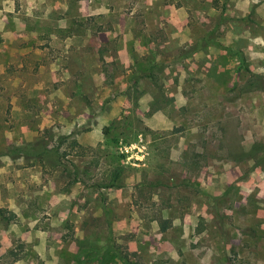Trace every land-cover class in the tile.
Segmentation results:
<instances>
[{
    "label": "rangeland",
    "instance_id": "1",
    "mask_svg": "<svg viewBox=\"0 0 264 264\" xmlns=\"http://www.w3.org/2000/svg\"><path fill=\"white\" fill-rule=\"evenodd\" d=\"M82 1L0 0V230L58 233L59 264H264V0H130L128 57Z\"/></svg>",
    "mask_w": 264,
    "mask_h": 264
},
{
    "label": "crops",
    "instance_id": "2",
    "mask_svg": "<svg viewBox=\"0 0 264 264\" xmlns=\"http://www.w3.org/2000/svg\"><path fill=\"white\" fill-rule=\"evenodd\" d=\"M111 6H106L102 3H99L97 0H83L82 3L77 5L73 11L75 10V14L82 15L84 18H87L88 16H94L99 14H105L107 16H110L112 19L107 20H113L118 19L119 23H111L107 27H102L101 30H98L96 34L90 35L89 31L86 30L85 38L90 41H94L99 46L105 45L108 48V55L111 57L113 55V52L119 54L120 57H128L127 54H129L130 50L128 49L129 46L132 45L133 41L136 44H140V41L142 39V35L146 34V27L142 29H137L135 32V28L131 26L128 22L131 18V15L137 11V5L130 3V0H115ZM146 3V0H144ZM148 2L150 0H147ZM180 6L176 4L175 7H171L170 11L171 19L176 20V15L178 12V8ZM24 26V25H23ZM54 26V25H53ZM26 29L28 30V27L26 26ZM53 34L52 29L49 31V35L46 37V41H49L50 38L56 37L57 33L62 34L64 37V40H62V46L65 47L66 51L65 54H69L71 56H74L73 50L82 46L83 43L81 39L77 36V29L75 27H71L68 25V23H65V21H59L55 28H53ZM93 31V30H91ZM29 32V31H28ZM144 32V33H142ZM92 37H95L93 39ZM49 44L51 45V42L49 41ZM117 45H121V49H114L112 51V48H114ZM54 202V201H52ZM52 234V235H51ZM58 233H52L50 231H41V230H25L24 232H18L13 231L12 229H1L0 230V260L3 261L4 258H6V254L11 253V251L14 248V239H20V241L23 244H26L31 249L32 253L39 255L42 264H59L60 259L55 256L58 251ZM61 247H64V243H61ZM51 254V258L47 260V258H43V253ZM11 264H18L17 260L11 261Z\"/></svg>",
    "mask_w": 264,
    "mask_h": 264
},
{
    "label": "trees",
    "instance_id": "3",
    "mask_svg": "<svg viewBox=\"0 0 264 264\" xmlns=\"http://www.w3.org/2000/svg\"><path fill=\"white\" fill-rule=\"evenodd\" d=\"M256 89H264L263 85H258L256 83V80H250L248 82V85L243 89V91H250V90H256ZM259 154H264V142H255L252 144L251 148L244 152L242 154V158H250V157H256ZM259 165L262 166V169L264 171V157L260 160ZM115 252L117 249L114 247ZM117 256L119 255V258L122 259L125 264H134L130 259H128L126 256H121L120 252H116Z\"/></svg>",
    "mask_w": 264,
    "mask_h": 264
}]
</instances>
